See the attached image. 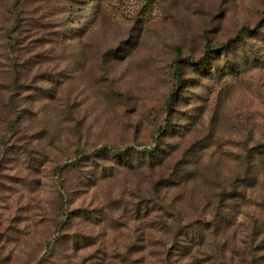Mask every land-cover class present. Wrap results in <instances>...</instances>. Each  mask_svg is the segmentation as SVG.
I'll return each mask as SVG.
<instances>
[{
    "label": "rangeland",
    "instance_id": "obj_1",
    "mask_svg": "<svg viewBox=\"0 0 264 264\" xmlns=\"http://www.w3.org/2000/svg\"><path fill=\"white\" fill-rule=\"evenodd\" d=\"M0 264H264V0H0Z\"/></svg>",
    "mask_w": 264,
    "mask_h": 264
},
{
    "label": "trees",
    "instance_id": "obj_2",
    "mask_svg": "<svg viewBox=\"0 0 264 264\" xmlns=\"http://www.w3.org/2000/svg\"><path fill=\"white\" fill-rule=\"evenodd\" d=\"M246 32H249V30H246ZM225 48V46L224 47H222V49H224ZM176 75H179V70L178 69H176V73H175Z\"/></svg>",
    "mask_w": 264,
    "mask_h": 264
}]
</instances>
